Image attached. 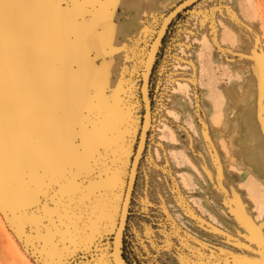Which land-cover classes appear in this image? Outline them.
I'll use <instances>...</instances> for the list:
<instances>
[{"label":"rangeland","instance_id":"rangeland-1","mask_svg":"<svg viewBox=\"0 0 264 264\" xmlns=\"http://www.w3.org/2000/svg\"><path fill=\"white\" fill-rule=\"evenodd\" d=\"M184 1L104 0L84 26L62 0H6L0 17V264L58 259L31 192L65 166L77 134L84 150L85 125L102 131V162L86 193L102 247L80 257L113 264L119 207L145 126V94L150 125L121 252L131 264H264V162L253 167L258 172L238 176L230 166L239 148L220 150L222 131L241 129L243 150L254 155L259 149L264 159V0H197L160 46L167 17ZM145 3L150 9L138 16ZM224 19L239 30L234 43L222 40ZM251 58H257L252 69ZM229 91L245 93L243 110H253L255 137L233 121L227 126L236 106ZM223 118L217 128L215 120ZM255 173L259 180L251 178Z\"/></svg>","mask_w":264,"mask_h":264},{"label":"snow or ice","instance_id":"snow-or-ice-1","mask_svg":"<svg viewBox=\"0 0 264 264\" xmlns=\"http://www.w3.org/2000/svg\"><path fill=\"white\" fill-rule=\"evenodd\" d=\"M5 2L6 0H0V17L3 15ZM62 2L71 6L68 9L70 15L81 25L87 26L90 17L95 14L93 9L104 0ZM80 139L77 134L73 140L76 151L65 166L54 176L40 180L31 192L32 209L36 213H44L41 223L47 228L52 250L58 257L54 264H96L95 260L81 259L80 253L95 249L98 254L102 247L97 243L101 230L91 227L92 217L88 214L91 201L86 195L97 181L96 173L102 162V131L94 126H84L83 151L79 148Z\"/></svg>","mask_w":264,"mask_h":264},{"label":"bare ground","instance_id":"bare-ground-1","mask_svg":"<svg viewBox=\"0 0 264 264\" xmlns=\"http://www.w3.org/2000/svg\"><path fill=\"white\" fill-rule=\"evenodd\" d=\"M193 1H195V0H191V1L183 4L173 14H171V15L169 14L170 16H168L167 18H170V17L172 18V16L177 11H179L183 6L189 5ZM146 2H148V0H146ZM177 6L174 9H176ZM143 9H144L143 11L149 10L150 9V5L148 3H145L143 5ZM222 25H223V29H224L223 30L222 40L224 42L234 43V38L235 37H234V33L231 31L232 28L230 26H228V25H224L223 23H222ZM200 41H202L203 43H207V39H206V37L204 35L201 36ZM256 62H257V58L249 59V66H250L251 69L255 67ZM144 78H145L144 83L146 84L147 80H148V73L145 74ZM176 87L178 89H185L186 92L188 90L186 85H184L182 83H177ZM229 93H230V96L232 97L233 101L235 102V104L236 105L239 104L238 107H236L237 109L235 108V109L231 110L232 113H234L233 116L241 118V115H242V122H244L243 129H245L247 132H250L252 137H255V133L253 132V129L250 126V123H251L250 119H251V116H253V110L251 108L243 110V108L246 107V103H247L245 101V98H246L245 93H243V94H235L233 91H229ZM149 125H150V116H149V113L146 112L145 126H144L142 134H141V141H140V146L138 148V153H137L136 157H134L135 154H133L132 159H131V163H130L131 171L129 173L130 174L129 175V180L125 184L126 193L123 195L122 200H121V204H120V207H119L118 220H117V223H116V226H115V235H116L117 231L121 232L123 230V228H124V225H125L127 210H128L129 201H130V196H131V192H132V188H133V184H134V179H135V174H136V171H137V168H138L140 156H141V154L144 151L145 136H146L147 130L149 128ZM215 126L218 127V128L221 127L222 126V122L219 119L215 120ZM247 132H245V134ZM229 137H230V139L233 140V142H235L237 144L238 148H240L241 152L244 154L245 162L250 164V166L244 167L243 170H241V171L237 167H234V166H231V169L233 171H235L236 173L239 172L238 174L246 173V172L247 173L258 172L253 167L255 165H257L258 163H260V162H264V159L262 157H260L261 151L259 149H257L255 154L253 155L252 153L247 152L246 150L245 151L243 150L244 149L243 145H240L241 144L240 141H242V138L240 136H238V134H235V133L233 134L232 133L231 135H229ZM223 140H224V143L221 144L222 145L221 150L227 153L228 150H229V145L227 144V142H226V140L224 138H222V141ZM249 170H250V172H248ZM259 171H261V175H264V167L261 170H259ZM255 175L256 176L251 177V178H253L255 180H259L257 176H260V174L259 173H255ZM115 238H116V236H115ZM113 261H114L113 264H125L123 262V260L119 257L118 253L113 258Z\"/></svg>","mask_w":264,"mask_h":264},{"label":"crops","instance_id":"crops-1","mask_svg":"<svg viewBox=\"0 0 264 264\" xmlns=\"http://www.w3.org/2000/svg\"><path fill=\"white\" fill-rule=\"evenodd\" d=\"M145 13V11L142 13L141 12V14H139L138 16H140V15H142V14H144ZM221 23H223L224 24V22H225V24H227L228 26H230L231 27V21L230 20H228V19H224L223 20V22L222 21H220ZM233 33H234V37L235 38H237V36H239L240 34H239V30H231ZM222 35H223V31H222ZM205 37H206V35H205ZM207 38V37H206ZM239 105V104H238ZM238 105H236L233 109H235L236 107H238ZM237 109V108H236ZM228 120V123H227V126L229 125H231V122L233 121V122H235L236 124H238L240 127H243L244 126V122H242V120L239 118V117H236V116H231L230 114H229V118L227 119ZM224 123V118L222 119V124ZM226 126V125H225ZM222 127V126H221ZM218 128V127H217ZM243 129V128H242ZM241 129H239L238 130V132L237 133H235V134H240L241 133V131H240ZM222 133H223V138L226 140V142H227V144L229 145V150H228V152L227 153H229L230 152V150L231 149H234L235 147L237 148L238 146H237V144L235 143V142H233V140L232 139H230V137H229V135H227V133L226 132H224V131H222ZM234 134V133H233ZM232 140V141H231ZM218 143V142H217ZM215 146H216V149H217V152H220V153H224L225 155L227 154L226 152H224V151H222L221 149V151L218 149V147H217V144H215ZM231 165H233L234 167H237L240 171L241 170H243V168L244 167H246V166H250V164H248V163H246L245 162V158H244V154L241 152V150H240V148H239V152H238V155H234V164H231ZM231 167V166H230ZM232 170V169H231ZM233 171V170H232ZM234 173H236L235 171H233ZM239 172H237L236 174H238ZM238 176H239V174H238Z\"/></svg>","mask_w":264,"mask_h":264},{"label":"water","instance_id":"water-1","mask_svg":"<svg viewBox=\"0 0 264 264\" xmlns=\"http://www.w3.org/2000/svg\"><path fill=\"white\" fill-rule=\"evenodd\" d=\"M189 1H191V0H186V1H184V2H182L181 4H179L178 6H177V8L176 9H174L171 13H170V15L171 14H173L179 7H181L183 4H185V3H187V2H189ZM197 0H195V1H193L192 3H190L189 5H191V4H193L194 2H196ZM189 5H186V6H183L179 11H177L173 16H172V18L170 19V21L177 15V13H179L180 11H182L184 8H186L187 6H189ZM169 15V16H170ZM170 21L168 22V24L170 23ZM168 24H167V26H168ZM167 26H166V28H167ZM166 28H165V30H166ZM165 30H164V32H165ZM163 35H164V33H163ZM163 37V36H162ZM161 41V40H160ZM160 43V42H159ZM159 45V44H158ZM149 76H150V73H149ZM149 76H148V80H147V83H146V88H148V83H149ZM143 81V80H142ZM144 98V97H143ZM145 106H144V111H145V113L146 112H148L149 113V115L151 116V114H150V102H149V98H148V95L147 94H145ZM127 215H128V212H127ZM125 224H126V222H125ZM124 228H125V226H124ZM124 228H123V230L121 231V232H119V231H117V233H116V235H114V238H115V236H116V238H115V240L113 239V242H112V246H111V250H112V253H113V258L116 256V254L118 253L119 254V257L121 258V255H120V252H121V242H122V237H123V231H124ZM119 232V233H118ZM122 259V258H121ZM113 263H114V261H113Z\"/></svg>","mask_w":264,"mask_h":264},{"label":"trees","instance_id":"trees-1","mask_svg":"<svg viewBox=\"0 0 264 264\" xmlns=\"http://www.w3.org/2000/svg\"><path fill=\"white\" fill-rule=\"evenodd\" d=\"M189 6H187L186 8H184L182 11H180L179 13H177V15L170 21V23L168 24L166 30H165V33L164 35H162L163 37H161V42H160V46L163 44L167 34H168V31L169 29L171 28V26L174 24V22L181 16V14L188 8ZM160 50V48H159ZM154 65H155V62H154ZM123 241H124V238H123ZM123 248V247H122ZM121 258L123 260V262L125 264H131L130 261L128 260L127 256L125 255L124 251L122 250L121 252Z\"/></svg>","mask_w":264,"mask_h":264}]
</instances>
